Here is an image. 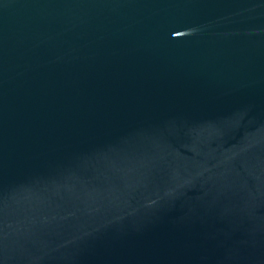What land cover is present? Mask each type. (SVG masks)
<instances>
[{"label":"water","instance_id":"water-1","mask_svg":"<svg viewBox=\"0 0 264 264\" xmlns=\"http://www.w3.org/2000/svg\"><path fill=\"white\" fill-rule=\"evenodd\" d=\"M0 264H264V0H0Z\"/></svg>","mask_w":264,"mask_h":264}]
</instances>
